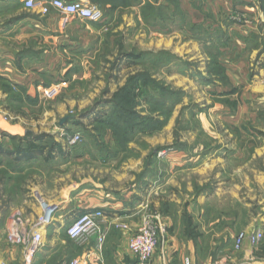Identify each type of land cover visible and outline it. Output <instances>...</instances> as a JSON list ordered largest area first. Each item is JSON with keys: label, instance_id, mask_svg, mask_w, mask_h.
<instances>
[{"label": "rangeland", "instance_id": "rangeland-1", "mask_svg": "<svg viewBox=\"0 0 264 264\" xmlns=\"http://www.w3.org/2000/svg\"><path fill=\"white\" fill-rule=\"evenodd\" d=\"M155 1L99 0L101 20L81 23L88 40L62 56L61 71L39 76L33 95L0 84V149L31 133L65 153L0 155V237L15 212L31 226L40 199L57 206L83 188L127 193L133 212L165 219L158 247L189 239L191 221L217 264L219 241L233 251L256 219L264 232V0ZM67 212L42 231L31 264H69L92 247V233L67 238ZM0 247L7 264H26Z\"/></svg>", "mask_w": 264, "mask_h": 264}, {"label": "crops", "instance_id": "crops-1", "mask_svg": "<svg viewBox=\"0 0 264 264\" xmlns=\"http://www.w3.org/2000/svg\"><path fill=\"white\" fill-rule=\"evenodd\" d=\"M35 1L42 3L47 0ZM23 2V0H0V84H8L12 88L26 87V94L29 96L35 92L34 86L38 77L56 70L61 71L60 63L64 60L62 56L64 57L67 53L82 46L90 34L82 28L81 23L83 21L77 18L62 15L57 10H50L49 13L42 14L38 6L28 9L25 8ZM88 2L92 5H101L92 0H88ZM155 2L157 5L162 4V0ZM144 3L145 0H137V7L140 8ZM127 195L129 194L125 193L116 197L100 190L92 191L83 188L78 191L74 198L65 196L57 204L53 223L57 221V217H62V212L67 209L68 215L72 217L67 226L82 213L100 210L104 214L103 220H100L107 234L103 248L99 252L96 248L97 241L96 239L93 240L92 247L85 249L80 258L81 264H139L137 259L129 253L128 242L137 230L141 219L140 214L143 213L140 211L133 212L135 207L131 206ZM196 216L199 217L198 214ZM53 223L45 230L49 229ZM161 223L163 227H166L165 219ZM120 224L127 225L128 229L117 228L116 226ZM252 224L245 232H252L256 229L263 230L261 228L263 222L260 219L254 220ZM205 231H203L204 234ZM233 238L235 237L233 236ZM2 239L8 246L5 241V231L0 237V241ZM113 239L115 240L113 241ZM201 239L203 238L200 235L196 236L195 239L190 237L189 239L168 238L166 243L157 247L148 264H185L186 259L189 260V264H217V262L213 263L210 254L214 243L209 240L208 251L203 254L201 252ZM218 243L222 245L220 264L223 262L229 264H249L248 262L264 264V244L258 251L254 252L247 243H244L239 251L228 250L225 241ZM15 248L21 252L23 257L21 248ZM8 250L7 248L6 251H3L0 247V264H7L13 259ZM57 251L58 249L55 248L50 249L51 255L56 254ZM256 254L259 258L256 257ZM40 255H43L42 248L37 252L34 260Z\"/></svg>", "mask_w": 264, "mask_h": 264}, {"label": "built area", "instance_id": "built-area-1", "mask_svg": "<svg viewBox=\"0 0 264 264\" xmlns=\"http://www.w3.org/2000/svg\"><path fill=\"white\" fill-rule=\"evenodd\" d=\"M25 8L32 9L38 6L42 14H47L50 10H57L60 14L77 18L81 21L97 23L102 18V11L96 5H92L88 0H77L65 2L63 0H47L37 3L35 0H23ZM56 94V90L50 89L45 92L47 98ZM74 140L72 139L71 142ZM40 214L35 223L29 226L28 221L21 218L20 212H15L10 218L5 229V241L10 246L21 248L26 264H31L37 252L40 250L42 231L53 223L57 206L48 204L46 201H39ZM102 211L82 213L67 226L66 236L69 240H79L89 234L96 236V248L101 252L106 239V232L102 231L99 223L103 220ZM119 229L127 230L128 226L120 224ZM163 230L161 219L157 215L141 216L137 230L132 234L128 242V251L134 256L139 264H148L157 247L158 234ZM244 243H247L252 251H258L264 244V232L256 229L252 232H241L234 238V251L241 250ZM69 264H81L80 259H75ZM185 264H189L188 259Z\"/></svg>", "mask_w": 264, "mask_h": 264}, {"label": "trees", "instance_id": "trees-1", "mask_svg": "<svg viewBox=\"0 0 264 264\" xmlns=\"http://www.w3.org/2000/svg\"><path fill=\"white\" fill-rule=\"evenodd\" d=\"M92 1L96 4H100L99 0ZM9 138L14 142L13 149H0V155L11 157L17 163H30L38 157L42 158L45 162H50L57 157L64 156L65 154L61 144L55 142L50 136L45 134L34 136L31 133H26L22 137L9 136ZM186 233L192 239H195V237L198 236L191 221H189L186 226ZM256 257L259 258L257 254Z\"/></svg>", "mask_w": 264, "mask_h": 264}]
</instances>
